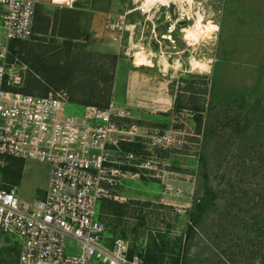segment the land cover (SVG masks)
<instances>
[{"label":"rangeland","instance_id":"1","mask_svg":"<svg viewBox=\"0 0 264 264\" xmlns=\"http://www.w3.org/2000/svg\"><path fill=\"white\" fill-rule=\"evenodd\" d=\"M146 3H40L45 30L9 43L14 84L4 86L64 88L71 113L107 102L127 110L124 128L136 133L122 143L144 148L131 162L122 143L112 151L122 171L98 202L109 243L123 237L131 251H160L157 264H264V0ZM120 15L126 28L116 39L106 22ZM48 175L34 159L0 163V187L15 185L27 200L44 195ZM76 249L69 241L68 252ZM20 250L16 235L0 233V264H17Z\"/></svg>","mask_w":264,"mask_h":264},{"label":"built area","instance_id":"2","mask_svg":"<svg viewBox=\"0 0 264 264\" xmlns=\"http://www.w3.org/2000/svg\"><path fill=\"white\" fill-rule=\"evenodd\" d=\"M0 163L6 157L34 159L49 166L48 186L41 197L27 200L15 185L0 187V233L21 240L17 264H147L132 252L129 240L106 239V223L98 202L112 196L121 168L112 157L122 140L133 138L134 125L124 128L127 110L110 103L88 104L80 114L68 111L64 88L44 95L9 89L8 45L34 34L36 0H0ZM116 39L126 28L125 16L106 22ZM17 82V79L15 80ZM129 162L136 153L125 151ZM69 241L77 249L68 252Z\"/></svg>","mask_w":264,"mask_h":264},{"label":"trees","instance_id":"3","mask_svg":"<svg viewBox=\"0 0 264 264\" xmlns=\"http://www.w3.org/2000/svg\"><path fill=\"white\" fill-rule=\"evenodd\" d=\"M69 10V9H68ZM46 18V15L45 14H42V12H41V10H40V8H38L37 10H36V15H35V21H34V34H33V36H35V35H37V34H39V33H42V32H44V30H45V27H44V24H43V22H44V19ZM42 23V24H41ZM70 33V34H69ZM66 35L67 36H72L73 37V34H71V32H66ZM25 43V40H14V41H12V45H11V47L13 48V46L15 45V44H19V45H23ZM7 87V86H6ZM9 89H13V90H18V88L17 87H8ZM25 92H29V93H33V94H38V95H43L44 93H37V92H34V91H32V90H28V89H26V90H24ZM71 97V96H70ZM71 99V98H70ZM96 105H98V106H100V107H106L107 105H108V102L107 103H96ZM122 148H123V150H125V151H132V152H134V153H136V154H139V153H141V152H143V148H144V145L142 144V142L139 140V139H137V140H132V141H129V142H123L122 143V146H121ZM133 169H135L134 167H133ZM198 207H200V209H202V207L203 206H199V204H198ZM101 218V217H100ZM191 224L189 225L190 226V228H192L193 227V221H196V219H195V214L194 213H191ZM132 252H134V251H132ZM135 252H137V251H135ZM160 251H153V250H148V251H146V253L145 254H143V253H140V252H137V253H139L143 258H144V260H145V262L147 263V264H157V263H159L160 261H162V259H163V254L162 255H160V253H159ZM167 264V263H166ZM171 264H178V260L176 261V260H174L173 261V263H171Z\"/></svg>","mask_w":264,"mask_h":264},{"label":"bare ground","instance_id":"4","mask_svg":"<svg viewBox=\"0 0 264 264\" xmlns=\"http://www.w3.org/2000/svg\"><path fill=\"white\" fill-rule=\"evenodd\" d=\"M181 1V0H180ZM153 2H156V0H147V3L145 4L146 6V10H149V5L150 3H153ZM198 33H205L206 35L208 34L209 35V32H207L204 28H200L199 32ZM205 36V35H204ZM171 61V60H170ZM179 64V63H178ZM181 64V63H180ZM193 65L194 67H202V68H208L209 64L207 61H203V60H199V59H195L193 61ZM169 70H176L177 68V62H169V60H165V65ZM165 67V68H166ZM166 70V69H165ZM168 70V71H169Z\"/></svg>","mask_w":264,"mask_h":264},{"label":"crops","instance_id":"5","mask_svg":"<svg viewBox=\"0 0 264 264\" xmlns=\"http://www.w3.org/2000/svg\"><path fill=\"white\" fill-rule=\"evenodd\" d=\"M36 1H37V9H38V8H40V3H44L46 0H36ZM42 14H43V12H42ZM1 30H2V17H1V9H0V35H1ZM39 34H41V33H39Z\"/></svg>","mask_w":264,"mask_h":264}]
</instances>
